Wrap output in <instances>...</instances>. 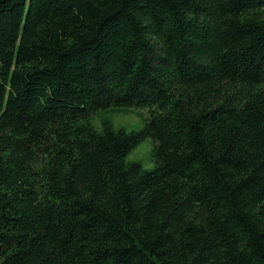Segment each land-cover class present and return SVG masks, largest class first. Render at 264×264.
Masks as SVG:
<instances>
[{
	"label": "trees",
	"instance_id": "16d2710c",
	"mask_svg": "<svg viewBox=\"0 0 264 264\" xmlns=\"http://www.w3.org/2000/svg\"><path fill=\"white\" fill-rule=\"evenodd\" d=\"M0 264H264V0H0Z\"/></svg>",
	"mask_w": 264,
	"mask_h": 264
},
{
	"label": "rangeland",
	"instance_id": "374dc122",
	"mask_svg": "<svg viewBox=\"0 0 264 264\" xmlns=\"http://www.w3.org/2000/svg\"><path fill=\"white\" fill-rule=\"evenodd\" d=\"M147 116V109L144 108L112 106L95 113L90 117V122L99 132L104 130L105 120L116 130L139 131L144 127ZM153 148V138L146 137L129 152L126 159L128 162H139L145 169H153L155 167Z\"/></svg>",
	"mask_w": 264,
	"mask_h": 264
}]
</instances>
